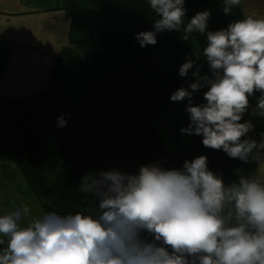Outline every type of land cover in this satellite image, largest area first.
Listing matches in <instances>:
<instances>
[{
    "label": "clouds",
    "instance_id": "1",
    "mask_svg": "<svg viewBox=\"0 0 264 264\" xmlns=\"http://www.w3.org/2000/svg\"><path fill=\"white\" fill-rule=\"evenodd\" d=\"M148 3L159 18L152 31L135 34L140 47L155 45L157 33L166 30L181 32L186 41L194 33L207 36L203 56L210 75L201 76L197 66L191 91L181 87L170 97L188 99L190 124L181 132L202 135L205 147L244 163L264 160V140L242 139L253 125L241 122L255 92L261 93L255 114L264 116V17L250 14L206 32L209 11L185 24V0ZM240 3L223 0L224 14ZM194 65L186 60L179 75L187 77ZM204 87L206 103L194 105L193 94ZM66 123L63 115L57 118V127ZM78 191L94 198L95 207L29 219L30 208L22 206L0 215V264H264V181L238 173L226 185L204 155L182 169L151 163L136 174L89 175Z\"/></svg>",
    "mask_w": 264,
    "mask_h": 264
},
{
    "label": "trees",
    "instance_id": "2",
    "mask_svg": "<svg viewBox=\"0 0 264 264\" xmlns=\"http://www.w3.org/2000/svg\"><path fill=\"white\" fill-rule=\"evenodd\" d=\"M58 2L80 37L55 58L45 89L23 97L0 93V170L19 174L43 214L95 207L79 185L84 177L108 170L136 174L151 163L182 169L185 161L204 155L208 169L226 185L237 181L238 173L256 178L247 163L205 147L202 135L181 132L190 124L188 99L172 102L170 97L195 82L197 66L201 76L210 75L203 56L206 33L186 41L181 32L166 30L157 33L155 45L142 48L135 34L152 31L159 18L148 0ZM223 6V0H185V24L205 10L210 12L206 32L243 19L238 6L229 15ZM13 49L0 41V82ZM188 59L196 65L181 77L179 68ZM207 90L193 94L194 105L206 103ZM61 115L67 121L62 128L57 127ZM141 236L153 239L147 232Z\"/></svg>",
    "mask_w": 264,
    "mask_h": 264
},
{
    "label": "crops",
    "instance_id": "3",
    "mask_svg": "<svg viewBox=\"0 0 264 264\" xmlns=\"http://www.w3.org/2000/svg\"><path fill=\"white\" fill-rule=\"evenodd\" d=\"M59 0H0V41L14 45L7 69L0 82V93L23 97L46 88L55 58L71 46L74 32L71 18L60 8ZM243 18L255 14L264 17V0H241L237 5ZM260 92L249 97V108L243 114L244 122L253 128L246 139L260 143L264 140V116L256 113ZM264 157V151L261 152ZM250 175L264 181V160L250 158L247 163Z\"/></svg>",
    "mask_w": 264,
    "mask_h": 264
},
{
    "label": "rangeland",
    "instance_id": "4",
    "mask_svg": "<svg viewBox=\"0 0 264 264\" xmlns=\"http://www.w3.org/2000/svg\"><path fill=\"white\" fill-rule=\"evenodd\" d=\"M9 170L8 173L0 170V215L9 213L18 207L28 206L30 208L29 219L41 217L43 212L37 200L22 182L19 174L14 175L11 169ZM27 222V219L21 221L22 225H26Z\"/></svg>",
    "mask_w": 264,
    "mask_h": 264
}]
</instances>
